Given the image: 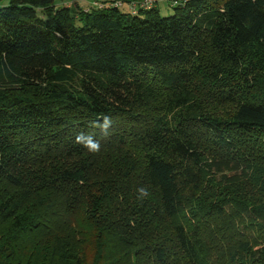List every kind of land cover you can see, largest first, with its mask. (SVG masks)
Instances as JSON below:
<instances>
[{
    "label": "trees",
    "instance_id": "trees-1",
    "mask_svg": "<svg viewBox=\"0 0 264 264\" xmlns=\"http://www.w3.org/2000/svg\"><path fill=\"white\" fill-rule=\"evenodd\" d=\"M80 1L0 7V264H264V0Z\"/></svg>",
    "mask_w": 264,
    "mask_h": 264
},
{
    "label": "rangeland",
    "instance_id": "rangeland-1",
    "mask_svg": "<svg viewBox=\"0 0 264 264\" xmlns=\"http://www.w3.org/2000/svg\"><path fill=\"white\" fill-rule=\"evenodd\" d=\"M10 1L11 0H1L0 1V7L8 6L10 4ZM105 1H108V3H110V4L120 3V2H117L116 0H83L82 2L81 1L80 2H81V5L100 6V5H98V3L105 2ZM169 1H172V3H173L174 0H144L142 2L145 4H151V3L155 4L156 3L159 10H160L161 16L168 17V16H172L174 13V8L168 3ZM137 3L138 2L131 3L130 6L134 7L135 4H137ZM62 4H66L67 6H70L71 8H74L76 5H77V7H79V4H76L74 1H70V2L65 1L64 3H60V6ZM122 10L127 11L128 8L124 7ZM225 176H226V178L228 177L231 179L233 177L234 179H236L238 181V183H236V184H231V182H227V180L225 178L226 181L223 180V185L225 186L224 187L225 192L230 193L233 191V192L237 193V195L244 197L245 192H244V190H241V189L246 188L247 183L241 182V180L239 178H237V173L233 170L232 166H228L227 168H221L216 174V177H217L216 179H221L222 177H225ZM257 184H255L254 186L259 187V185H257ZM253 187H251L253 193L255 195L259 194L257 189H255ZM259 196H260V194H259Z\"/></svg>",
    "mask_w": 264,
    "mask_h": 264
},
{
    "label": "clouds",
    "instance_id": "clouds-1",
    "mask_svg": "<svg viewBox=\"0 0 264 264\" xmlns=\"http://www.w3.org/2000/svg\"><path fill=\"white\" fill-rule=\"evenodd\" d=\"M101 128V131L105 134H107L108 128L111 126V119L108 117L104 118V122L101 125H95ZM76 143L82 144L88 151L90 152H97L99 151L100 145L99 143L93 138L92 135H85L84 133H78L75 138ZM141 198L146 196L147 189L141 188L138 190Z\"/></svg>",
    "mask_w": 264,
    "mask_h": 264
}]
</instances>
